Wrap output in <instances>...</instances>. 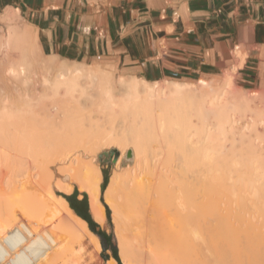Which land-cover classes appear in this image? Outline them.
Segmentation results:
<instances>
[{"label": "bare ground", "instance_id": "6f19581e", "mask_svg": "<svg viewBox=\"0 0 264 264\" xmlns=\"http://www.w3.org/2000/svg\"><path fill=\"white\" fill-rule=\"evenodd\" d=\"M18 17L17 10L8 8L0 15V21L12 22ZM29 43L32 46L35 44V48L36 46L39 49L41 48L37 30L30 24L25 27L10 25L7 35H0V59L3 64L9 63L8 67L6 66L8 72L13 73L17 78H21L23 84L29 83L30 64L33 56L36 55L35 48L26 45ZM13 46L20 48V56L16 60L10 54ZM49 60L53 64L51 67L54 66L59 72L53 84L56 93L63 88L61 92L71 98H76L87 94L90 84L95 83L96 85L97 82L101 92L107 96V102L116 105L122 104L123 108L134 110L137 115L141 116L143 123L139 125L142 126V129L139 128L140 126L137 127V124H129L125 129L127 132L132 133L127 135H134L140 129L145 133L150 132L152 133L151 139L156 143L170 140L173 146L180 149L190 162L202 159L201 164L204 163L203 167L207 166V170L204 168L207 174L206 172H204L206 175L203 172L200 173L201 175L198 174L201 178H196L195 181L189 180V177L186 178L187 175L181 173V168L179 175L183 176H179L177 173V177L173 172L175 176L173 177L167 174V170L166 173H164L165 171L162 172L164 169L161 170V168L164 165L159 168L157 164H154V166L148 164L149 168L145 166L144 170L146 171L141 172L142 176L137 174L132 175L130 178L128 175L124 176L127 179H123V175L119 174L120 178L113 175L115 178L111 180L110 190L109 188L107 190L112 191L113 193L108 194L117 199L116 202L114 201L116 206L113 202L114 199L108 194L106 197L109 196L112 199L113 209L116 208L114 210H117V212L119 210L117 214L120 213L122 217L121 222L124 229L119 230L120 232L125 231V229L128 230L127 228L130 231L132 228L138 230V232L135 231L138 234L135 237L132 235L134 238L131 239H124L126 233L122 234L124 237L122 235L118 236L119 254L124 264H136L137 261L138 264H154L153 260L157 263L155 257L157 255L162 259L164 258V261H167L169 256H172L169 257L170 259L179 257L182 264H264V96H257L253 100L247 94L245 95V93L235 89L231 74L223 83L211 81L192 87L189 82L149 81L144 78L126 75H120L119 79L114 81L112 78L113 71L105 67L88 68L83 62H70L56 55H52ZM82 78H85L86 81L82 82ZM116 88L121 91V101L118 100L120 103L117 102L114 94ZM22 89L25 88L22 87ZM29 91L26 89V94ZM7 97H0V121L6 124H0L2 125L0 129L4 130V132L0 131V164L8 160L10 163L13 161L14 165L7 164L8 171L0 172V257L2 256L5 260L4 256H7V254L10 256L9 253H13L23 246L22 242L23 240L26 241V237L24 239L20 238L22 235L25 236L21 232L19 233L20 229L25 228L31 232V226L37 225L32 224V220L37 221L46 218V215H48L46 218L48 222H54H49L50 225L53 224L52 227L50 226V230L56 224L54 227L58 231H65L66 234L68 231L73 233L77 242L81 243L89 238L95 249L101 250L102 245L98 236L92 232L85 219L73 212L67 202L56 197L53 200V195H48L51 197L52 202H50L48 196L41 197L40 190H38L40 180L38 182L36 178L38 175H45L43 174L44 171L38 166L40 171L35 172L37 169L34 170L33 156L29 154L30 150L24 148L25 144H28V140L15 136L17 134L14 135V131L18 130L17 126L19 125L15 122H20L23 117H16L15 115L18 118L16 119L9 114L10 112L7 109L11 108L10 111H13L15 102L12 96ZM31 100V98H26L23 101L20 100L19 103L21 106L26 105L33 110L36 105H32ZM240 115L246 116L244 124L247 128L243 124L241 127V129L244 128L243 132L241 133L240 130L239 133H236L238 134L237 140L240 143L237 144V148L235 147L236 152L232 145L228 147L220 140L223 135L227 137L229 127H235L236 119L238 122ZM140 116L137 118H140ZM12 118L14 122L11 121ZM136 121L137 119L132 122ZM14 124L17 126L12 132L11 129H13ZM5 126L8 129H5ZM5 131L8 134H5ZM55 133L53 134L55 135ZM150 133L146 137L147 139H150ZM21 134H23L22 131ZM140 134H138L139 137H142L143 133L141 136ZM144 136L146 135L144 134ZM144 136L142 138L145 142L142 138L140 140L139 137L138 140L135 139L137 144L139 143L138 146H141L140 141L144 144L146 141H152L151 139L147 140ZM21 139L24 141V146ZM26 140L27 142H25ZM30 147L28 148L30 149ZM214 152L218 153L215 160L211 156L212 153L214 155ZM230 154H232L231 157ZM233 172H236L237 176L235 175V178ZM184 175L186 176L184 177ZM88 176L92 178L91 187L95 189L90 191L92 212L95 220L103 224L105 222L104 210L100 205L98 198L100 196L95 194V191H101L102 189V169L96 163H90L88 165ZM225 181H230L229 185ZM218 185L220 190L222 187L220 185H223L222 189H227L229 186V193L237 192V198L235 197L237 206L235 205L233 208L232 205L231 208L225 207V202L221 200V203L219 201L221 198H218V195L215 196L216 190H219ZM199 197L201 198L199 199ZM219 202L220 205L224 204V207L222 205L218 207ZM171 206L175 210L168 212ZM150 212L155 214V217L151 216L150 218L160 217L165 219L166 226L169 227V231L164 232L166 236H163L164 233H159V229L157 231L156 228H148L149 220L147 219L149 218L147 216ZM207 216H210V220L214 219V222H207ZM205 217L206 219H204ZM212 217L213 219H211ZM203 219L204 222L202 223ZM46 225L48 226V224ZM146 225L147 227H145ZM36 228L39 229L37 226L33 227V229L38 230ZM18 234L22 235L19 236ZM42 234L44 235V233ZM157 234H162L160 237L165 238L160 243L155 242L157 243V245L155 244L156 247L152 245L153 247L150 246V250L148 237L152 235L156 239V236H159ZM41 240L42 238L39 241ZM151 241L152 239L150 243ZM131 243H136V245ZM146 247L150 250L147 251V253L150 252L149 256L145 255L147 254L145 253ZM131 255L137 261L134 258L130 259ZM150 257L152 260L148 259ZM133 259L136 262H133ZM15 261L18 262L19 260ZM109 264H116V261L111 259Z\"/></svg>", "mask_w": 264, "mask_h": 264}, {"label": "rangeland", "instance_id": "374dc122", "mask_svg": "<svg viewBox=\"0 0 264 264\" xmlns=\"http://www.w3.org/2000/svg\"><path fill=\"white\" fill-rule=\"evenodd\" d=\"M10 25H19L21 27L28 26V24L23 20V18H21V16H19L16 20H14L12 22L3 20V21H0V35L2 34L4 36H6ZM26 45L30 48L31 47L35 48V46H34L35 44H33V46L30 45V43L26 44ZM14 48H16V49H14ZM11 49L13 50V52H12V50L10 52L11 57L15 60L18 59L20 56L19 55L20 54V48L13 46ZM34 50H35L36 55L33 56V59H32L31 64H30V73H29L30 74V80H29L28 84H23V80H21V78H17L13 73L8 72L9 70L7 67L9 65V63L3 64L2 60L0 59V97L6 98L7 96L8 97L12 96V99L15 102L14 103L15 105H13V106H15V108L13 107L15 110V111L14 110L13 111L15 113L13 111H10L11 108L10 109L8 108L7 110H9L8 111V112H10L9 114H11L12 117H15V115H16V117H21V116L23 117V118L21 117L22 121L20 120V122H15L16 124H19V125L17 126L16 124H14V126H12L13 129H11V130L13 132V130L17 126L18 130L16 129L14 131V135L17 134L15 136H18V137L23 138V139L25 138L28 140L29 146L27 143L25 145L28 147L31 146L30 149L28 147L24 146V141L21 139L23 142L24 148H27L28 151L30 150L31 153L29 152V154L31 156H33V158L31 156L30 157L32 158V160L34 162L33 164H35L34 170L37 169L35 172H37L39 170L38 166H39V168L42 169V171H44L43 174H45V175H41V176L38 175L36 178V179H38V182L40 180V183H38L39 187L38 186L37 187H38V190H40L39 193H40L41 197L53 195L52 196L53 200H54V197L59 198L60 200L67 202L70 206L69 201L63 195L57 194V192H61L63 194L70 195L74 192V190L77 186L79 191L87 192L88 198H89V204H90V208H91V202H92L91 199L92 198L90 195V193H91L90 191L91 190L94 191L95 189L91 187L92 186V178H90L88 176V165L90 163H96L98 165V167L100 169H102V178H101L102 189H101V191L100 190L95 191V194L100 196L98 198L100 201V205H101L102 209L104 210L106 222H104L103 224H100L99 222L98 223L108 233H113L114 242L116 243V245L118 247V252H119L120 249L118 246V236L122 235L123 233H126L125 234L126 238H124V239H129V238L131 239V238H134L135 235L138 234L137 233L138 230H135L136 228H134V229L132 228V230H131L132 233H131L130 229L127 228L129 231L125 229V231L120 232V230L124 229L123 224L121 222L122 217H121L120 213L117 214L119 212V210L117 212V210H114L116 208L113 209L114 206H113V204H111V201L114 198H112V196L110 195L113 192L112 191L109 192V190L111 188V186H110L111 180L115 178V176H113V175H117L118 177H119V174L123 175L122 177L129 175L130 178L132 177V175L135 176L137 174H141V176H142L143 175L142 171H146V170H144L145 166L147 168H149L150 166H154V164H157L159 166V168L163 167L161 165H164V167L161 168V170L164 169L162 172L165 171L164 173H166V170H167V174H169L173 177L177 176V173L179 175L180 168H181V170H182L181 173L182 174L186 173V175H187V176L184 175V177L185 176H186V178L189 177L188 178L189 180L192 179V181H195L199 177L201 178V176H199V175H201L200 173L203 172V174H205L204 172H206V174H207V171H206L207 166L205 165V167H203L204 163L201 164L202 159L198 160V161L195 160V161L190 162V160L187 159V156L185 157V155H183L184 153L181 152L180 149L175 148V146H173V144L170 142V140H168V142H170L169 144H167L168 142L166 140H164V141H166V142H163L164 144L162 142H161L162 144L156 143L154 140L151 139L152 133H150V132H149L150 133L149 137L151 136L150 139L152 141L151 142L146 141V143H145L146 145H145L140 140L144 136V134L146 135V136H144V138H146L149 133L148 132L145 133V132H143V130L141 131L142 126H140L141 125L140 123H143V121L141 120V116L137 115L134 110L126 109L125 107L123 108L122 104L116 105V104H110L109 102H107L108 98H107V96H105L101 92V89L97 85V82H96L97 86L95 85V83L90 84L91 86L88 87V89H87L88 93L87 94H83L82 96H77L76 98H71V97L65 95L64 92H61V91H63V88H61L56 93L53 84H54V81L57 78L59 72L54 66L51 67L53 64H52V61L49 60V58H52V55L44 53L42 48L39 49L37 46ZM15 56H16V58H15ZM70 62H72V61H70ZM83 63L88 68L105 67L106 69L112 70L113 71V77L112 78L114 79V81L119 79L120 75H123V73L120 70L115 69V67H113V66H109V65H105L103 63H98V62H93V61H91V62L89 61L88 63L87 62H83ZM32 66H34V67H32ZM229 74H231V78L233 79L235 89L239 90L242 93H245V95L247 94V96H250L253 100H255L256 99L255 97H257V96L258 97L264 96V85L256 86V87L248 86V85L244 84L238 78L237 71H232V70L231 71H225L223 74H219V75H216L214 77H210V78L203 79V80H194V81H191L189 83L191 84L192 87L193 86L197 87L199 85H202L204 83L211 82V81H213L215 83H223L225 81V79L229 76ZM81 81L84 82V81H86V79L82 78ZM93 85H95V86H93ZM6 86H8V87L6 88ZM21 86L25 89H22ZM33 87H35V88H33ZM5 88H6V90H5ZM26 89L28 91L30 90L29 92H27V94H26ZM8 94H10V95H8ZM114 94L117 98V102L120 103L121 91H119L116 88L114 90ZM26 98H31L32 99L31 104L36 105L37 107L34 106L33 108H35V109L31 110L26 105L21 106L19 101L20 100L23 101V99H26ZM102 100H103V102H102ZM118 100H120V101H118ZM246 114H249V113H246ZM17 115H19V116H17ZM139 116H140V118H137ZM236 117H235V119H236ZM194 118H196V117H194ZM16 119H18V118H16ZM134 119L135 120L137 119V121H136L137 123L132 122V121H135ZM238 119H239L238 122L236 119L235 127H233V128H232V126L229 127V130L227 132V137H226V135H223V137L220 140V142L227 144L228 147H230L232 145L234 147V149H235V147L237 148V144H240L239 140H237L238 134H236V133H239L240 130H241V133L243 132L242 130L244 128L241 129V127L245 122L246 116L240 115ZM11 121L14 122L13 118L11 119ZM50 122H51V124H49ZM2 123H3V121L0 124H2ZM132 123H134L133 125L137 124V127L140 126L139 128H141L140 129L141 134L143 133L142 137H139V135H138V134H140V131L136 132L135 133L136 135L132 134L133 136L132 135L129 136L132 132H127L125 128H127V125L129 126V124H132ZM2 125H6V124L3 123ZM2 125H0V126H2ZM64 126H66V127H64ZM244 127L247 128L245 126V124H244ZM5 129H8V128L6 127ZM0 131L4 132V130H2V128L0 129ZM21 131L23 134H21ZM67 131H69V132H67ZM1 132H0V135H1ZM6 133L7 132L5 131V134ZM53 133H55V135ZM34 134H35V136H34ZM127 134H129V135H127ZM141 134H140V136H141ZM224 136H225V138H224ZM127 137H128V139H127ZM138 137L140 139L139 141L141 142L140 143L141 146H138L139 143L137 144ZM136 138H137V140H135ZM27 140L25 142H27ZM142 140L145 142V140L143 138H142ZM231 140H233V141H231ZM159 144H161V145L159 146ZM33 150H35V151H33ZM159 150H161V151H159ZM28 151H26V152H28ZM177 151H178V153H177ZM235 151L237 152L236 149H235ZM232 154H230V157ZM181 155L185 158H183ZM211 156H213V158L215 160V158H217L216 156H218V153L214 152V155L212 153ZM211 159H212V157H211ZM186 160H188L189 163H187L188 161L186 162ZM5 161H8V160H5ZM5 161H3L0 164V172L1 173L8 171L7 164H9L10 166L14 165L13 161H11V163L9 161L8 162H5ZM212 161H213V159H212ZM157 165H155V166H157ZM185 166H186V168H184ZM204 168H206V170ZM183 169H184V171L185 170L186 171L184 172ZM103 170H106L108 175H109V181H108L107 185L105 186V188L103 186V182H104ZM203 170H205V171H203ZM170 172H172V173H170ZM173 172H174L175 176L173 175ZM233 173H235V174H233ZM233 173L232 174L234 175V178H235L237 176L236 172H233ZM205 175H203V176H205ZM179 176H183V175L180 174ZM123 179H127V177L126 178L124 177ZM225 182L227 185H229L228 183L230 181H228V182L225 181ZM222 184L225 185V183H222ZM227 185H225V186H227ZM220 186H222L221 190H220V187L218 185V189L220 191L218 190L219 191L218 192L216 190L217 194L215 193L216 197L218 195V198H221L219 201L222 200L223 202H225L224 204H226V205L223 204L225 207L231 208V205H232V208H233V206L234 207H235V205L237 206V203H236L237 192L233 191V193H229L228 192L230 190V189H228L229 186L227 187V189L225 188L226 190L222 189L223 185H220ZM108 188H109V190H107ZM108 193H110V194H108ZM107 194L112 199L109 198V196L106 197ZM49 196H48V198H49L50 202H52L51 197H49ZM82 197H83V195L79 196V198H82ZM113 197H114V194H113ZM200 198L201 197H199V199ZM115 200H117V199L115 198L113 200V202ZM118 200H120V199H118ZM222 201H221V203H222ZM115 202H114V205L116 206ZM231 202L233 204H229ZM106 205L110 209V220L107 217V206ZM219 205H220V202H219ZM219 205H218V207H221L222 204L220 206ZM227 205H229V206H227ZM70 208H71V206H70ZM174 210H175L174 207L171 206V207H169L168 212H173ZM221 210H223V209L221 208ZM91 211H92V208H91ZM158 213H159V215H161L160 212H158ZM119 215L121 218L119 217ZM151 216L155 217V214L150 212L147 216V218H149V219H147V220H149L148 221V223H149L148 228L149 229L156 228L157 231L159 229L160 231H163V232L159 231V233H162V234L166 230L169 229V227L166 226V222H165L164 218H160V217L159 218H157V217L156 218H150ZM43 217H45V216H43ZM47 217H48V215H46V218ZM207 217H208L207 222L208 221L212 222L214 220L213 217L211 218L213 220L209 219L210 216H207ZM46 218L38 219L37 221L32 220L33 223L32 222L31 223L37 224V225L33 226L31 224L32 225L31 226L32 230H30L31 232H29V230L27 231L25 228L20 229L19 233L21 232L22 234L25 235V236H23L21 234L22 237H20V238L24 239V237H26L25 238L26 241L23 240V242L25 241V243L22 242V244H24V245L21 246L18 250L14 251L13 253H9L10 256L8 254H7V256H4L5 260L1 256L0 257V260H1L0 264L5 263V262L7 263L8 261L10 264L11 263L12 264L13 263L18 264V262H19V264H21V263L22 264H108V260H106L104 258V255H103V246H102L101 250H99L98 248H96L97 249L96 250L95 247L90 244L89 240H84L81 243L79 241L77 242V240L74 239V238H76V237H74V234L69 232V231H68L69 233L66 231L67 232V234H66V233H64L65 231L59 230L62 233V234L61 233L59 234L58 229H56V227H54L56 224H54L53 229L50 230V228L53 225V224L50 225V223H54V222L49 221L50 222L49 223ZM45 219H46L47 223L45 222ZM204 219H206V217ZM204 219H203L202 223L204 222ZM45 223L48 224V226ZM38 224H39V226H38ZM36 226L39 227V229L36 228L38 230L33 229V227H36ZM145 227H147V225ZM43 228H45L46 230ZM43 230L46 232H44ZM135 231H137V232H135ZM134 232H135V234H133ZM30 233H32V234H30ZM40 233H41V236H40ZM42 233H44V235ZM162 234H160V235H162ZM18 235L21 236L20 234H18ZM157 235H159V234H157ZM160 235L156 236L157 237L156 239L153 238L154 236L149 235V237H148L149 248H150V246L153 247L155 244L157 245V243H160L161 241H163V239L165 237L161 238ZM122 236L124 237V235H122ZM163 236H166L165 233L163 234ZM158 237H159V239H158ZM41 238H42V240L39 241ZM151 239H152V241L150 243ZM128 241H130V240H128ZM155 242H157V243H155ZM131 244L136 245V243L135 244L131 243ZM156 245H155V247H156ZM37 248H38V250H37ZM39 248H41V249L39 250ZM29 250H30V252H28ZM145 250H146L145 253H147V251H150L151 248H150V250H148V247H146ZM154 250H155V248H154ZM149 253L150 252H148L145 255L149 256ZM151 253H153V252H151ZM18 254L21 256H19ZM106 254H108L110 256V258L113 257V251L111 249H108L106 251ZM156 254H157V252H156ZM156 254H154V255H156ZM119 256H120V254H119ZM157 256H158V258H157ZM157 256H155L157 263H155V260H153L154 264H161L162 262H164V263L167 262L165 264H172L174 262L175 263L177 262L176 264H180V262H181V259L179 257H173V259L172 258L170 259L169 257H172V256H169L167 258L168 260L164 261L165 260L164 258L162 259V257H160L159 255H157ZM2 258H3V260H2ZM132 258L135 259V257L133 255H131L130 259H132ZM159 258H161L162 260L161 259L158 260ZM134 259H133V262H136L137 260L135 259L136 260L135 261ZM148 259L150 260L151 257ZM153 259H154V257H153ZM15 260H17V261L19 260V261L16 262ZM21 260H22V262H20ZM9 263H7V264H9ZM122 263H123V261H122ZM138 263L139 262L137 261L136 264H138ZM164 263H162V264H164ZM133 264H135V263H133ZM181 264H182V262H181Z\"/></svg>", "mask_w": 264, "mask_h": 264}, {"label": "crops", "instance_id": "0c3cea01", "mask_svg": "<svg viewBox=\"0 0 264 264\" xmlns=\"http://www.w3.org/2000/svg\"><path fill=\"white\" fill-rule=\"evenodd\" d=\"M8 8L37 30L44 53L67 61L149 81L232 70L264 85V0H0V15Z\"/></svg>", "mask_w": 264, "mask_h": 264}, {"label": "trees", "instance_id": "16d2710c", "mask_svg": "<svg viewBox=\"0 0 264 264\" xmlns=\"http://www.w3.org/2000/svg\"><path fill=\"white\" fill-rule=\"evenodd\" d=\"M104 175V182L103 186L107 185L109 181V175L106 170H103ZM59 195H63L70 203L71 208L73 209V212L85 219L90 229L100 238L101 244L103 246V255L106 260H109L110 256L106 254V251L108 249H111L113 251V257L117 260L118 264H123L122 260L119 256L118 247L116 243L114 242V235L113 233H108L102 226L95 220V217L91 211L90 204H89V198L87 192L79 191L78 187L76 186L74 192L70 195L63 194L61 192H57ZM80 195H83L82 198H79ZM107 206V205H106ZM107 217L110 220V209L107 206ZM106 222V221H105Z\"/></svg>", "mask_w": 264, "mask_h": 264}]
</instances>
